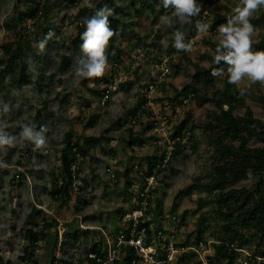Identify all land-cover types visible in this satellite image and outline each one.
<instances>
[{
	"label": "rangeland",
	"instance_id": "obj_1",
	"mask_svg": "<svg viewBox=\"0 0 264 264\" xmlns=\"http://www.w3.org/2000/svg\"><path fill=\"white\" fill-rule=\"evenodd\" d=\"M95 1L92 0V3ZM151 1L153 11L138 2V10L134 12L131 7H128L127 0H116V3L124 8L122 12L127 11L132 15L127 18L128 25L122 31L113 29L111 26L115 34L107 48L108 68L103 76L111 79L107 83L110 95L108 103L106 101L103 103V99L98 100V93L93 91V88L100 89L104 84H96L95 78L80 79L74 74L81 50L74 55V59L64 70H60L56 64L61 58L62 51L71 50V48H63L60 43L69 41L72 34H75L76 23L72 16L82 6V0L78 4L69 0H48V23L51 25L50 31L55 35L47 41L43 51L37 47L39 43L32 39L31 45L34 46V50L25 59L28 73H30V82H24L21 87H17L11 83V78L7 77L0 95V102H2L0 109L3 104H7L10 109L6 114L0 113V121L6 125L5 131L10 135H17L21 130V124H34L33 114L35 109L42 105L43 99L48 104L39 130L43 131L46 137V147L36 149L31 142H27L26 146L31 151L24 154L19 145L6 152H0V264H18L22 261L21 255L25 253V248L27 247L29 251L33 250L25 236V230L31 225H35L34 228L38 230L45 221L50 222V216L57 219V241L53 239V226L45 228L46 235L38 241L33 250L40 264H49L52 252L56 257L62 256L69 264L75 262L87 253L89 242L98 238L97 232L79 231L76 237L72 236L63 248H59L66 223L77 222L81 228H89L82 225H91L98 230L103 227L106 233L113 231L112 228L116 225H121L116 230L123 231L125 224L120 220L121 211L117 210L119 207L127 208L136 201L135 189L140 186L138 177L132 171L127 174L128 178L126 177L124 173L126 167L144 162L143 157L146 154L156 151L160 154L164 149L169 151L171 139L168 137L175 123L182 119L184 112L189 111L192 122H198L204 118L207 110L213 108L211 103L197 105L191 99L179 104L177 100L171 101L168 97L175 94L174 87L180 89L183 84L191 81L195 71L194 63L209 65L208 58H201V54L214 55V49L207 40L216 41L217 28L210 30L209 34L202 37L198 34L192 37L189 41H194L193 50L190 53L181 54L173 47L172 32L174 28H180L185 32L189 24L182 28L179 24H175L174 28L167 27L163 18L170 16L172 9H165L161 0ZM201 1L197 0L198 3ZM24 2L25 0H0V44L11 37L12 27L9 25L12 15L16 13L15 5L23 9ZM237 3L238 0H212L204 9V13L208 15L205 20L209 23L215 12L232 14V8ZM116 15L118 13L114 14ZM32 22V18H27L24 25L31 30ZM255 27L258 34L253 37V41L258 39L261 29L264 30L259 26ZM137 37L142 38L139 45H135ZM116 51L121 52L122 62L119 63V67L114 68L115 62L112 56ZM35 56L43 58L40 65L35 61ZM175 62H180L182 65L176 75H164L160 72L165 66L172 67V63ZM113 70L116 72L113 73ZM41 71L52 73L53 76L49 86L39 92L33 80ZM136 73L140 76L139 82L134 79L137 76ZM155 74L159 75L161 82H165V90L158 89L153 93L147 91L148 89L145 91L141 84L148 82ZM258 89L264 93V87L259 84L253 85L251 87L253 97H246V103L255 116L264 120V107L257 98ZM145 93L151 102L152 110L159 111V118H155V121L159 123L156 128L147 129L141 135L146 139L141 147L139 145L131 147L127 144V127L131 126L133 131H138L149 117L147 112L141 109L134 115L128 110ZM95 115L94 125H85L88 118ZM118 119L121 122L123 119L128 120V126L114 124ZM65 132L70 133L71 140L78 139L81 144L91 142L93 139L90 138L91 136L101 135L100 143L105 149L100 150V147L96 145L91 149L90 155L79 160L76 186L75 188L72 186L69 198L63 201L52 197L49 190L51 172L60 168L59 155L65 145L63 141ZM206 133L207 131L199 126L193 130L191 139L185 136L180 152L175 154L167 152V161L156 176L157 183L154 182V178L152 179L156 189L153 192L151 204L153 206L158 203L161 208L160 212L155 211L154 207L150 211L153 212V225L156 219L163 231L161 235L169 237L174 243L185 240L187 233L196 226L198 211L193 209L196 207V198L203 192L195 189L191 193L185 192L178 197L175 194L191 183L193 178L208 170L209 148ZM155 139L158 140L157 144L154 142ZM194 140H199L196 151L191 149ZM260 143L256 139L249 141L252 146ZM109 148L114 149L115 154H111ZM17 159L21 163L18 164ZM17 168L25 172L23 173L25 178L15 173L19 171L16 170ZM113 172L117 177L112 176ZM250 181L251 178L248 177L233 183L232 186H248ZM174 200L177 202L174 212L176 218L168 219L170 206ZM78 205L79 208H76ZM183 213L184 222L182 223L180 217ZM212 223L210 220V224ZM215 234L218 233L215 232ZM215 234L208 228L204 232L205 243L191 245L200 255L196 251V257L183 261L181 264H218L208 261V255L212 253L210 241L216 238ZM192 238L193 235L189 237L190 240ZM241 250V258L247 260L251 255L250 250L247 248ZM179 251L175 250L170 258L162 261L161 264H179ZM201 259H204L205 263ZM111 263L110 260L105 259L102 264Z\"/></svg>",
	"mask_w": 264,
	"mask_h": 264
},
{
	"label": "trees",
	"instance_id": "obj_2",
	"mask_svg": "<svg viewBox=\"0 0 264 264\" xmlns=\"http://www.w3.org/2000/svg\"><path fill=\"white\" fill-rule=\"evenodd\" d=\"M69 1L78 4L80 0ZM127 1L128 7H131L134 12L138 10V2L147 6L151 11L154 9L151 0ZM211 2L212 0H202L200 2L202 11L200 16L194 18V20L200 19L207 22L205 19L208 15L204 13V9L206 5ZM24 3L25 6L23 9L15 5L16 8L14 9L16 13L11 17V24H8L9 27H12L11 37L0 44V95L3 89V83L7 77H10L11 83L17 87H21L24 82H30V73H28V65L25 59L29 57L34 50V46L31 45L32 39H35L36 43H39L51 29V25L48 23V0H25ZM94 4L96 5V9L107 7L113 10L109 16L110 26H112L113 29L122 31L123 28L128 25L127 18H130L132 13L127 11L122 12L124 8L120 7L116 3V0H96ZM94 11L93 9L81 6L72 16L73 21L76 23V31L75 34L73 33L69 38V41H62L60 43L63 48H71L68 52L65 50L61 52V58L56 63L60 70L67 68L74 59V55L80 51V44L82 43L80 34L85 30L82 22L85 17L92 16ZM117 13L118 15L114 16V14ZM228 15H230L229 12H215L212 16V20L209 22L211 25L210 30H215L218 25L226 23ZM27 18H32L33 20L31 30H29L28 26L24 25V21ZM250 23L264 29V8L260 9L255 16H252ZM185 32L186 43L197 35L194 24H189ZM141 39L142 38L137 37L135 45H139ZM207 42L210 43L215 50L216 41L207 40ZM252 50H264V30L261 29L258 39L253 41ZM179 52L181 54L185 53L183 51ZM81 55L79 57H81ZM121 55L120 51H116L113 54L112 58L113 62H115L114 68L119 67V63L122 62ZM201 58H208L209 64L213 60V56L209 54H201ZM34 59L39 63L38 65L43 62L42 57L35 56ZM181 67L182 65L180 62L172 63V67L169 66V72H167L166 75H176ZM194 67L195 71L192 74L191 81L183 84L180 89L174 87L175 94L168 98L171 101L177 100L179 104L191 99L194 100L197 105L211 103L213 108L207 110L204 114V118L198 122H192V115L189 111L184 112L182 119L175 123L168 137V139H171V149L169 151L164 149L160 154H157V151L146 154L143 157L144 162L127 166L124 173L127 177V174L132 171L141 182V187L146 185V177L150 175L153 176L154 182L157 183L156 176L167 161V152L171 154L180 152V147L183 144L182 142L185 136H187V139H191L193 130L201 126L207 131L206 141L209 148V168L199 176L193 178L191 183L181 188L175 194V196L178 197L182 193H191L195 189L203 192L202 195L196 198V207L193 209V211H198L196 226L187 233L185 240L174 243V245L176 247H184L205 243L204 232L210 228L213 234H215V232L218 234H215L216 238L211 241L212 253L208 255V261L217 262L218 264H264V120L255 116L246 103V97H253V91L251 89L248 91L247 95L241 97L236 86L228 84L226 80L213 77L210 74L211 68H209V65L203 66V64L197 62L194 63ZM221 67L226 66L221 65ZM115 72L116 71L113 70V73ZM160 72L158 73L159 75ZM159 75L155 74L148 82L141 84L145 91L149 88V85L153 83L155 84L156 90H165V82L160 81ZM52 76V73L41 71L33 80L36 90L39 92L45 90L46 87L49 86V81ZM139 77V74H137L134 79L139 82ZM110 80L111 79L106 76L95 78L96 84H104L100 89L98 87L93 88V91L98 93V100L100 101L103 99V103L105 101L108 103L110 90L107 83ZM257 91V98L261 102V106L264 107V93L262 91L260 92L259 89ZM148 99L145 93V95H143L141 99H137L134 106L128 110L132 115L139 109L147 112L149 119L146 123L142 124L140 130L133 131L132 127L127 125L128 120L125 119H123V122L118 119L117 122L114 123L119 126H128L127 144L131 147L137 145L141 147L146 142V139L141 135L144 134L145 130L152 129L155 124V114L151 106L147 103ZM47 109V101L43 99L42 105L37 107L33 114V126L36 131L40 130L42 120L45 117L44 113ZM95 121L96 115L88 118L85 125L93 126ZM100 137L102 136H91L90 138H93L91 142L81 144L78 139L71 140L69 132L64 133L63 141L65 145L61 149L59 155L60 168L57 171L51 172L52 178H50L51 187L49 194L52 197L62 199L63 201L69 198L68 190L73 178L70 168L71 162L90 155L91 149L96 145L100 147V150H104V146L100 143ZM251 139H256L261 143L252 146L249 144ZM85 141H87V139ZM157 141L158 140L155 139V144H157ZM26 144L21 146V152H23V154L31 151ZM198 144L199 140L192 141V151L197 150ZM109 151L111 154H115L114 149L109 148ZM16 161L18 164L21 163L18 159ZM16 170H19L15 172L17 175L25 178V174H23L25 172L23 170L18 168ZM114 175L115 173L113 172L112 176L114 178L117 177ZM248 177L251 178L248 186H232L233 183ZM126 186L128 187V185ZM123 189H121V192H123ZM155 189V184L150 187L151 195ZM140 198L138 194L137 199L140 200ZM152 199V196L148 197V212L151 211L152 207H154L155 211L160 212L161 208L158 203L153 206L150 204ZM133 206H135V204H133ZM205 206L208 207L205 208ZM176 207L177 202L174 200L170 206L168 219H172L173 216L176 217L174 213ZM76 208H79V205L76 206ZM117 211H122V209L119 207ZM98 216L99 215H97V217ZM88 218L91 217L88 216ZM154 220L155 225L153 228L149 227L148 221L139 222L137 228L139 229L145 226L146 234L151 237L152 234H156L157 230L161 229V225L158 221L156 219ZM180 220L182 223L184 222V213L181 215ZM210 220L213 222L212 224H210ZM64 225L65 227L62 232L63 238L59 242V248H63L72 236L76 237L79 231L97 232L98 236L97 239L94 237L93 239L95 240L89 242L87 253L70 264H102L104 262L107 257V250L105 238L100 230L97 228H81L77 222L75 224L66 223ZM51 226L54 228L53 239L57 241V219L54 216H50V222L45 221L38 230L34 228L35 225H31L25 230V236L28 238V242L33 250L38 241L46 235L45 228ZM191 235H193V238L190 240L189 237ZM94 236H96V234ZM125 236L127 237L128 234ZM148 241L147 239V243H149ZM164 241L166 242L168 239ZM243 248L250 250L251 255L248 256L247 260L241 258V249ZM25 249V253L21 255L22 261L18 264H40L35 258L33 250L29 251L27 247ZM124 249H126L125 254L119 258H115L111 264H132L131 261L134 255L133 247L127 245ZM89 252L94 253V256H89ZM196 254V251L192 249L183 250L180 252V261L178 263L181 264L183 261H189L193 257H196ZM157 257L167 261V251L159 249ZM161 263L163 262L159 264ZM49 264H69V262L62 256L56 257L52 252Z\"/></svg>",
	"mask_w": 264,
	"mask_h": 264
},
{
	"label": "clouds",
	"instance_id": "obj_3",
	"mask_svg": "<svg viewBox=\"0 0 264 264\" xmlns=\"http://www.w3.org/2000/svg\"><path fill=\"white\" fill-rule=\"evenodd\" d=\"M161 4L165 9H172L170 16L163 18L167 27L174 28L175 24H179L182 28L184 25L194 24L199 36L209 34L211 29L209 23L200 19L194 20L202 11V5L197 0H161ZM82 6L95 11L92 16L85 17L82 22L85 29L80 34L82 55L76 63L74 74L80 79L100 78L104 76L108 68L107 48L115 34L109 22L111 9L107 7L96 9L92 0H82ZM262 8H264V0H238L232 8V14L227 16L226 23L218 25L216 29V47L213 60L209 64L210 74L236 86L241 97L247 95L253 85L259 84L264 87V50H252L253 37L258 32L250 23L254 13ZM54 35L49 31L37 47L43 51L47 41ZM172 37L173 47L177 51L190 53L193 50L194 41L186 43L185 33L180 28H174ZM9 111V106L3 104L0 113L6 114ZM5 127L6 125L0 121V152H6L17 145L24 146L26 142H31L36 149L46 147L47 141L43 131H36L33 125L21 124V130L17 135H10L5 131ZM74 161L77 162V169L74 172L71 169L73 178L68 190L69 195L79 167V160ZM82 226L89 227L86 229H95L91 225ZM101 229L103 227H100Z\"/></svg>",
	"mask_w": 264,
	"mask_h": 264
},
{
	"label": "built area",
	"instance_id": "obj_4",
	"mask_svg": "<svg viewBox=\"0 0 264 264\" xmlns=\"http://www.w3.org/2000/svg\"><path fill=\"white\" fill-rule=\"evenodd\" d=\"M167 72H169V66H165L161 71V73L164 75H166ZM148 91L151 93L156 91L154 83L149 85ZM147 103L150 105L151 102L149 101V99ZM153 112L156 116L155 118H159V111L154 109ZM158 123L159 121L158 122L155 121V124L152 129L156 128V125ZM71 169L73 170V172L77 169L76 161H73L71 163ZM146 179L147 182L145 186L141 187V182H140V186L135 189L134 195L136 196V201H134L132 205L122 209L121 211L120 220L123 222V224H125L123 225L124 230L123 231L122 229L118 231L116 230V228L121 227V225H116L114 228H112L113 231L110 230L112 232L109 231L108 233H106L104 229H101L105 238V244H106L105 246L107 250L106 259L110 260L111 262L115 258H119L125 254L126 249H124V247H126L127 245H131L134 250V255L131 261L132 264H152V263H160L164 261V259H160L159 257H157V255L159 254V249L162 250L164 249L167 251L168 259L175 250L176 251L180 250L179 252H181L183 250L193 249L198 252V250L192 247L191 245L184 247L183 246L176 247L174 245V242L171 239H169V237L167 236L164 237L163 235H161L163 232L162 228L160 230H157L156 234L155 233L152 234L151 237H149L148 234H146L145 226H142L139 229L137 228L139 222H146V221H148L150 228L154 227L153 217H152L153 212L150 211L148 212V205H149L148 197L150 196L153 197V193L151 195V191H150V187L153 186L152 184L153 176L152 175L147 176ZM75 181L76 179L73 180L74 188H75ZM138 194L141 197L140 200L137 199ZM133 204H135V206H133ZM175 218H176L175 216L172 217V219ZM126 234H128L127 237L125 236ZM160 238L162 239L160 240ZM147 239L149 240L148 241L149 243H147ZM165 239L166 240L168 239V241L165 242L164 241ZM198 254L200 255L199 252ZM89 255L94 256V253H89ZM201 260L203 261V263H205L204 259Z\"/></svg>",
	"mask_w": 264,
	"mask_h": 264
}]
</instances>
